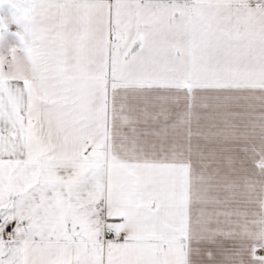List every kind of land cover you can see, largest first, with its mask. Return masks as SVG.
<instances>
[{"label":"snow or ice","instance_id":"snow-or-ice-1","mask_svg":"<svg viewBox=\"0 0 264 264\" xmlns=\"http://www.w3.org/2000/svg\"><path fill=\"white\" fill-rule=\"evenodd\" d=\"M0 264H264V0H0Z\"/></svg>","mask_w":264,"mask_h":264}]
</instances>
